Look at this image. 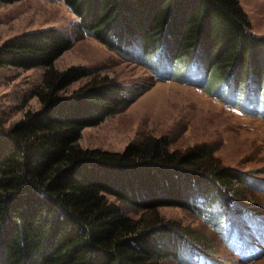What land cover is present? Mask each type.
<instances>
[{
    "label": "trees",
    "instance_id": "1",
    "mask_svg": "<svg viewBox=\"0 0 264 264\" xmlns=\"http://www.w3.org/2000/svg\"><path fill=\"white\" fill-rule=\"evenodd\" d=\"M16 1L0 0V6ZM63 1L79 27L109 48L185 60L204 73L209 92H233L234 102L253 98L246 109L264 114V35L252 30L239 0ZM71 44L51 26L0 45V66L44 68L33 90L39 107L10 125L0 116V264H161L170 255L184 263L202 257L188 230L156 213L160 206L218 219V231L228 230L226 242L234 234L243 239L244 220L264 223L255 184L221 163L208 143L171 149L167 137L147 135L121 151L83 148L82 129L118 112L128 98L112 77L55 68ZM111 197L154 214L135 219Z\"/></svg>",
    "mask_w": 264,
    "mask_h": 264
},
{
    "label": "rangeland",
    "instance_id": "2",
    "mask_svg": "<svg viewBox=\"0 0 264 264\" xmlns=\"http://www.w3.org/2000/svg\"><path fill=\"white\" fill-rule=\"evenodd\" d=\"M239 1L248 14L252 30L264 35V0ZM78 21L63 0H19L0 6V45L25 32L55 27L72 41L54 61L55 68H85L90 72L89 78L112 77L125 88L126 104L100 123L82 129L79 144L83 148L121 151L130 142H139L147 135L167 137L171 149L208 143L213 147V156L221 163L246 173L255 184L254 194L260 200L256 212L263 222L264 114L246 109L253 98L234 102L233 92H220V89L209 92L204 87V73L185 60L174 63L161 54L147 58L127 47L119 51L111 49L79 27ZM43 72V67L0 66V116L5 125L19 120L27 110L39 107L33 90L40 84ZM88 77L72 83L68 91L83 84ZM112 200L135 219L154 214ZM201 212L173 205L156 209L162 218L188 230L191 239L199 242L193 247L203 255L188 261L183 259L185 263L170 255L161 264H264V223L244 220L240 224L243 239L238 241L234 234L226 242L223 237L228 230L218 225L225 233L218 231L216 223L220 221L213 219L212 223ZM217 212L215 209L205 215L214 216Z\"/></svg>",
    "mask_w": 264,
    "mask_h": 264
}]
</instances>
